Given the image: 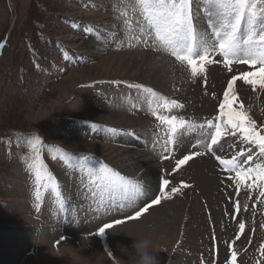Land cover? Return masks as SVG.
I'll return each instance as SVG.
<instances>
[{
  "label": "rangeland",
  "instance_id": "1",
  "mask_svg": "<svg viewBox=\"0 0 264 264\" xmlns=\"http://www.w3.org/2000/svg\"><path fill=\"white\" fill-rule=\"evenodd\" d=\"M134 4L135 0H0V43L5 42L0 49V264H130L135 238L152 241L160 264H264L261 189H248L245 184L251 181H245L237 194L231 179L235 172L225 171L214 155L196 144L202 139L199 130L187 132L171 154L164 152L167 129L152 115L159 104L161 115L196 124L215 122L227 82L256 69L234 64L229 72L221 62L206 65L205 72L193 78L186 64L156 50L151 39L147 45L130 39L140 35L139 25L144 23L139 10L132 11ZM206 8L201 3L198 23L201 31L210 33ZM127 18L131 31L124 25ZM87 28L92 31L86 34ZM152 49L176 68L182 66L178 70L184 80L171 79L169 72L165 84L154 88L151 78L167 61L157 64ZM211 58L223 60L219 54ZM129 84L151 88L155 95ZM234 87L248 116L264 129V92H254L240 81ZM118 93L130 101L128 105L117 108ZM162 98L184 107L169 112ZM139 99L145 104L137 105ZM115 110L135 111L145 128L133 122L135 127L126 132ZM92 124L98 130L93 131ZM36 138L54 178L47 186H38L29 168V141ZM232 144L236 146L230 148ZM247 147L225 138L216 155L230 159ZM193 151L205 154L176 169V160ZM73 158L106 164L139 181L148 197L123 211L104 210L99 194L93 197L95 184L86 170L70 166ZM255 163L264 161L254 160L249 167ZM162 179L170 181L164 191H180L140 219L114 224L162 195ZM106 223L113 227L97 234ZM240 223L245 224L243 230Z\"/></svg>",
  "mask_w": 264,
  "mask_h": 264
},
{
  "label": "snow or ice",
  "instance_id": "2",
  "mask_svg": "<svg viewBox=\"0 0 264 264\" xmlns=\"http://www.w3.org/2000/svg\"><path fill=\"white\" fill-rule=\"evenodd\" d=\"M201 3L207 6L210 33L200 30L198 19ZM130 7L133 12L139 10L144 21L139 25L140 35L130 39L134 38L145 45L148 39H151L152 46L156 50L167 51L178 62L186 64L193 78L203 74L206 65L221 62L229 72L233 70L234 64L250 65L256 69L233 75L227 82L215 122L209 119L205 123L196 124L175 115H161L159 104L152 110V115L167 129V137L162 145L164 152L171 154L173 147L179 148L183 143L187 132L199 130L202 139H198L196 144L204 147L207 153L214 155L220 165L224 166L225 171L235 172V177L231 179L236 181L237 194L241 184L251 181L245 184L246 188H260V196L264 197V163L248 166L254 160L264 161V129H258L255 121L248 116L234 87L237 81H240L250 86L254 92H264V0H135V4ZM124 25L129 31L132 30L130 18L124 20ZM91 31V28H87L86 34ZM141 35L145 37L143 41L140 40ZM3 47L4 44L0 43V49ZM214 54H219L223 60L212 59L211 56ZM128 87L155 95L151 88H145L143 85L129 84ZM236 103L239 104L238 108L233 106ZM162 107L170 112L172 109L183 108L184 105L175 99L170 101L165 99ZM91 129L98 130V125L92 124ZM99 130L116 132V129L100 128ZM225 138L238 139L241 144L248 147L240 148L230 159L216 155V151L223 150ZM29 143L32 150V155L28 158L31 161L29 168L35 174L37 185L47 186L54 181V178L47 172V166L41 158V141L36 138L34 142L29 141ZM235 146L232 144L230 148ZM204 154L193 151L189 155H184L182 159L176 160V169L193 157ZM61 158L64 159V157ZM168 158L169 156L164 157V159ZM70 166L82 171L86 170L95 184L93 197L99 194L100 205L104 210L123 211L132 208L140 198L146 195L139 181L121 175L106 164L93 162L87 158H73ZM169 183L168 179H162L159 187L162 195H157L133 215L126 216L122 220H115L114 224L122 225L128 221L138 220L153 205L160 204L162 199H170L172 194L180 191L177 187H173L171 192L164 191ZM187 186L184 185V187ZM36 195L39 199V190ZM236 208L239 210L238 202ZM112 227L113 224L106 223L99 228L97 234H103L106 229ZM239 228L243 230L245 224L240 223ZM261 251L264 252V245ZM232 256L234 258L236 253L233 252Z\"/></svg>",
  "mask_w": 264,
  "mask_h": 264
},
{
  "label": "bare ground",
  "instance_id": "3",
  "mask_svg": "<svg viewBox=\"0 0 264 264\" xmlns=\"http://www.w3.org/2000/svg\"><path fill=\"white\" fill-rule=\"evenodd\" d=\"M150 53H151V58H153V59H155V61L157 62V64L159 63V62H161V61H167V63H166V65L165 64H163V62L161 63L162 64V67L163 68H157V72H156V74L153 76V78H151L154 82H155V85L153 86L154 88H157V89H159V87L162 85L163 86V84L162 83H164L165 84V82H162L163 81V78H166V77H168V75H169V72H170V78L171 79H183L184 80V77H182V74H181V72L178 70V69H180V68H176L174 65H173V63L171 62V61H169L170 59L167 57H164L163 55H161L158 51H155L154 49H152L151 51H150ZM150 53H148V54H150ZM141 56H144V54L143 55H141ZM173 59H175L174 57H172ZM150 64H152V62H150L146 67H148ZM144 68H146L145 66H144V64L142 65ZM170 67V69L172 70V72L171 71H169L166 67ZM184 67V66H183ZM176 68V69H175ZM187 68V67H186ZM165 69V70H164ZM115 71H116V68L114 69ZM181 70V69H180ZM185 70V69H184ZM182 71V70H181ZM217 71V70H216ZM176 73V74H173V73ZM117 73V72H116ZM144 75V74H143ZM170 79V80H171ZM140 95V94H139ZM119 97H122V95H121V93H118V99H117V108L118 107H124V105H128L129 104V102L130 101H128L127 99H125V98H123L122 97V101L119 99ZM138 100V99H136L135 97H133V100ZM142 99V98H141ZM141 99H139V103L140 104H138L137 103V105H140V106H142V105H144L145 104V102L143 101V100H141ZM116 100V99H115ZM134 100V101H135ZM135 101V102H136ZM128 108V107H127ZM129 109V108H128ZM133 109V108H132ZM135 112V111H134ZM133 112V113H134ZM133 113L132 114H130L128 111H123V110H115L114 111V113L113 114H115L116 115V119L117 120H121L122 119V123L123 122H125V124H126V126L125 127H123V129H125L126 130V132L127 131H131V127H135V126H131V125H133V122H136V123H138V128H145L144 127V124H145V121L143 122L142 121V118H141V116L139 115H137L136 113L133 115ZM136 117H138L137 119H135ZM127 122H129V123H127ZM151 192V191H150ZM152 193H154L153 191H152ZM151 195V194H150ZM146 196V195H145ZM146 197H148V196H146Z\"/></svg>",
  "mask_w": 264,
  "mask_h": 264
},
{
  "label": "clouds",
  "instance_id": "4",
  "mask_svg": "<svg viewBox=\"0 0 264 264\" xmlns=\"http://www.w3.org/2000/svg\"><path fill=\"white\" fill-rule=\"evenodd\" d=\"M132 255L130 264H160L152 241L148 238L134 239L131 245Z\"/></svg>",
  "mask_w": 264,
  "mask_h": 264
}]
</instances>
